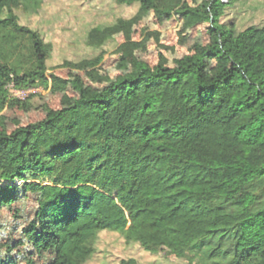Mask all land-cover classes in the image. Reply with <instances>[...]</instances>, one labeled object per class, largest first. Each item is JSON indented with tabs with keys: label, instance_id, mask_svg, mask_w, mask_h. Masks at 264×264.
Wrapping results in <instances>:
<instances>
[{
	"label": "trees",
	"instance_id": "16d2710c",
	"mask_svg": "<svg viewBox=\"0 0 264 264\" xmlns=\"http://www.w3.org/2000/svg\"><path fill=\"white\" fill-rule=\"evenodd\" d=\"M109 1L208 22L206 56L157 69H130L123 58L120 82L0 131V206L17 201L26 174L43 181L37 227L25 233L54 245L51 264H87L103 232L186 264H264V74L239 57L243 35L264 32V21L243 24L264 3ZM42 6L0 0V114L28 106L10 99V87L65 84L49 79L53 45L21 23L20 12L38 15ZM115 25L88 28L85 46L103 51Z\"/></svg>",
	"mask_w": 264,
	"mask_h": 264
},
{
	"label": "rangeland",
	"instance_id": "374dc122",
	"mask_svg": "<svg viewBox=\"0 0 264 264\" xmlns=\"http://www.w3.org/2000/svg\"><path fill=\"white\" fill-rule=\"evenodd\" d=\"M197 6L203 0H187ZM227 1V0H225ZM262 0L261 2H263ZM247 13V26L264 21V4ZM21 23L42 32L53 45L48 75L64 81L47 88L29 91L9 88L11 100L28 102L27 107H8L0 114V131L12 133L18 128L43 120L50 112L72 105L81 96L92 98L111 83L120 82L126 71L122 59L132 69L148 64L153 69L172 67L176 59L190 54L206 56L208 27L193 24L190 16L167 17L147 12L138 6H118L109 0H43L38 15L22 12ZM113 40L103 51L85 46L88 28L115 24ZM239 57L264 74V32H247ZM103 52V53H102ZM103 55L101 60L96 58ZM43 181L31 173L18 183L19 196L12 205L0 206V264H51L57 257L53 244L34 242L25 233L37 227V212ZM87 264H186L161 252L152 255L137 244H127L121 234L103 232L96 243V254Z\"/></svg>",
	"mask_w": 264,
	"mask_h": 264
}]
</instances>
